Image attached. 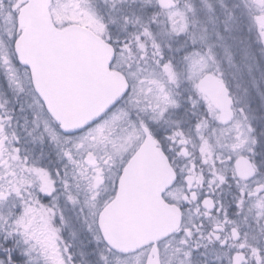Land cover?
Listing matches in <instances>:
<instances>
[{"label": "snow or ice", "instance_id": "1", "mask_svg": "<svg viewBox=\"0 0 264 264\" xmlns=\"http://www.w3.org/2000/svg\"><path fill=\"white\" fill-rule=\"evenodd\" d=\"M0 264H264V0H0Z\"/></svg>", "mask_w": 264, "mask_h": 264}]
</instances>
